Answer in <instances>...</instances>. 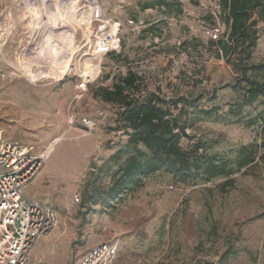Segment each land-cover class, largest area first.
Listing matches in <instances>:
<instances>
[{"label":"rangeland","instance_id":"rangeland-1","mask_svg":"<svg viewBox=\"0 0 264 264\" xmlns=\"http://www.w3.org/2000/svg\"><path fill=\"white\" fill-rule=\"evenodd\" d=\"M99 1L104 17L121 25L118 57H89L86 48L73 56L72 34L65 29L60 52L70 56L66 72L70 66L71 71L60 80L30 82L20 74L10 80L0 65L3 137L39 155L56 137L65 136L23 191L58 216L51 234L59 235V248L46 243L37 257L46 264H77L98 245L118 241L120 250L112 264H264V163L240 171L234 166L240 148L256 136L257 125L249 122L264 104L261 98L245 105V85L236 86L232 64L217 60L214 48L208 49L205 27L215 24L219 36L225 30L218 0H200L197 7L184 1V13L169 19L156 11L140 12V4L148 0ZM120 1L122 9L117 8ZM10 3L0 0L8 9ZM66 7L61 3L56 8ZM73 18H67L71 26ZM128 20L144 22L143 28L127 27ZM258 28L251 60L255 64L264 61V24ZM41 47L35 53L39 58L46 57ZM5 51L9 56L12 46ZM86 65L98 68L84 74ZM128 69L144 79V95L159 91L166 100L184 97L195 102L182 120L190 140H182L181 146L189 149L205 140L207 156L224 166L222 176L204 175L200 169L178 180L158 172L135 192L101 208L115 172L131 151H124L118 107L94 98V93L110 87L114 77Z\"/></svg>","mask_w":264,"mask_h":264},{"label":"trees","instance_id":"trees-1","mask_svg":"<svg viewBox=\"0 0 264 264\" xmlns=\"http://www.w3.org/2000/svg\"><path fill=\"white\" fill-rule=\"evenodd\" d=\"M184 1L197 7L200 0H148L140 4V12L156 11L164 18H176L184 13ZM218 8L225 30L217 40L207 39L208 49L214 48L212 53L217 60L232 64L237 74L236 86L245 85L242 87L245 105L261 98L264 104V61L258 64L251 61L260 34L258 24H264V0H218ZM215 26H207L205 31ZM120 53L108 55L118 57ZM143 82L140 75L128 69L115 76L110 87L98 88L94 93V98L118 107L117 121L126 137L124 151H131L115 172L102 209L113 205L122 195L135 192L146 178L158 172L186 180L192 171L200 169L202 174L212 177L222 176L225 171L224 166L216 165L207 156L205 140H197L189 149L181 146L182 140H190L186 122L182 120L187 107H193L195 102L184 97L166 100L159 91L144 95ZM249 123L257 125L258 131L253 142L238 151L234 162L237 171L255 166L258 161L264 163V109Z\"/></svg>","mask_w":264,"mask_h":264},{"label":"built area","instance_id":"built-area-1","mask_svg":"<svg viewBox=\"0 0 264 264\" xmlns=\"http://www.w3.org/2000/svg\"><path fill=\"white\" fill-rule=\"evenodd\" d=\"M61 3L67 7L57 10ZM123 4L120 1L117 8L122 9ZM13 12L20 20L13 18ZM71 17L73 27L70 21L67 22ZM126 26L141 29L143 22L128 20ZM65 29L72 34L76 48L73 56L84 48L89 50L86 54L89 57L120 52L121 25L104 17L99 0H11L9 9L0 4V34H4V40L0 41V65L6 77L12 80L20 74L30 82L57 81L65 77L71 66L60 75L57 57L61 49L60 34ZM103 35H108L110 40L103 39ZM206 35L215 41L219 29L207 31ZM8 44L12 46L9 56L5 51ZM40 44L41 51L45 52L42 55L46 57L35 55ZM36 59L37 65L33 68L31 64ZM78 89L82 90L83 85ZM83 123L91 127V122L84 120ZM44 161L45 158L37 155L34 148L9 141L0 132V264H30V255L37 241L49 235L58 224L55 210L29 200L23 194L42 169ZM76 201L79 202V198L76 197ZM119 250L118 241L102 243L77 264H112Z\"/></svg>","mask_w":264,"mask_h":264},{"label":"bare ground","instance_id":"bare-ground-1","mask_svg":"<svg viewBox=\"0 0 264 264\" xmlns=\"http://www.w3.org/2000/svg\"><path fill=\"white\" fill-rule=\"evenodd\" d=\"M72 18V17H71ZM71 38V37H70ZM103 39H106V40H110V37L108 36V35H104L103 36ZM1 40H4V34H0V41ZM103 41V40H102ZM66 44H68L67 42H66ZM65 43H63V45H66ZM73 44H74V41H73ZM103 45V44H102ZM66 48V47H65ZM72 49V48H71ZM69 50H70V48H69ZM64 54H62L61 52L60 53H58V55H57V57H58V59H59V62L62 64V67L60 68V72H59V74L60 75H62V74H64V72H66V70H67V66H68V63H69V59H70V56H68V55H64ZM71 55V54H70ZM95 65V64H94ZM60 66V65H59ZM64 66V67H63ZM87 66V65H86ZM85 67V66H84ZM86 68V67H85ZM97 68H98V66H95V67H91V66H87V69L83 72L84 74H90V73H93L95 70H97ZM84 85V84H83ZM64 139H65V136H60V137H56L55 139H54V141L51 143V144H49L47 147H46V150L42 153V154H40V155H42L44 158H47L52 152H54L53 151V148H55L54 147V145H57V144H59V143H61V142H64Z\"/></svg>","mask_w":264,"mask_h":264},{"label":"crops","instance_id":"crops-1","mask_svg":"<svg viewBox=\"0 0 264 264\" xmlns=\"http://www.w3.org/2000/svg\"><path fill=\"white\" fill-rule=\"evenodd\" d=\"M13 18L14 19H16V18H18V15H17V13L16 12H13ZM26 189V188H25ZM25 196V195H24ZM26 197V196H25ZM30 200V199H29ZM33 201V200H32ZM52 233V232H51ZM49 234V235H47V236H44V237H42V238H40L38 241H37V243H36V245H35V247H34V249L32 250V252H31V255H30V264H37L38 262H42L43 264H46V261H45V259L43 258V257H41V256H38L37 257V254H38V251H39V249L44 245V244H46V243H50L52 246H55V247H58V244H59V241H60V239H59V235L56 233V232H54L53 234ZM61 242V241H60ZM59 248V247H58ZM33 260H35V261H33Z\"/></svg>","mask_w":264,"mask_h":264}]
</instances>
